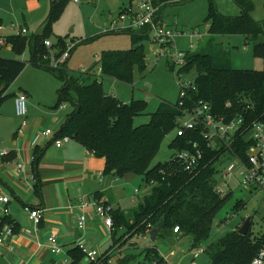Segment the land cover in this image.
<instances>
[{
    "label": "trees",
    "instance_id": "16d2710c",
    "mask_svg": "<svg viewBox=\"0 0 264 264\" xmlns=\"http://www.w3.org/2000/svg\"><path fill=\"white\" fill-rule=\"evenodd\" d=\"M170 1L153 0L160 7L158 20L163 8L172 5ZM232 1L240 10L239 16L221 15L214 2L209 0L205 23L210 38L201 51L187 53L184 65L176 72L196 74L193 82L195 91L187 92L188 108L193 102L202 100L209 103L218 115L226 114L231 118L249 112L250 119H254L264 112V67L261 71L232 69L228 53L214 43L213 38L218 35L243 36L245 40L254 42L253 56L261 59L264 64V42H258V38L264 35V21L257 23L252 18L254 7L251 0ZM66 2L51 0L46 24L40 34L7 37L6 42L18 56L27 51L30 65L48 72L62 84L57 91L55 108L62 103H69L73 109L54 135V140L68 137L94 157L103 159L104 175L118 179L132 173L150 186L149 193L127 215L119 209L111 214L114 229L124 230L111 246L126 237L146 235L152 229H156L155 241L168 239L175 234L173 228L178 227V235L189 237L192 248L199 247L208 239L217 214L230 198V194L221 197L214 189L218 151L206 149L198 169L193 173L183 171L172 158L152 167L151 163L163 138L177 128L176 120L181 115L177 109L179 97L174 104L162 103L153 113L147 114L145 101L122 103L106 95L101 82L94 75L86 73L78 77H67L63 71L45 68L44 64L49 62V51L44 42L48 41L50 24L61 15ZM123 10L126 8L118 14ZM122 33L129 35L131 48L103 53L97 65L99 77L130 84L135 70L144 72L146 69L143 42L148 39V29ZM56 44L58 51L54 57L57 58L65 50V41L58 39ZM25 66V62L0 58V105L8 97L4 94ZM168 68L174 71L172 64H168ZM227 104L229 107H226ZM247 106L249 110H246ZM145 115L149 117L147 124L134 126V119ZM200 137L199 132L193 134L194 140L203 146ZM193 138H190V133L184 137L175 136L169 147L174 152L188 149V142ZM249 146L245 138H240L234 148L239 156L244 157ZM38 154L36 149L34 163L39 160ZM243 207L244 203L237 201L233 209L238 211ZM251 223L247 235H239L238 228L211 245L209 264H250L264 246V232L259 238L252 237ZM3 224H11L13 232H16L17 227L8 217L1 220L0 230ZM115 236L113 232L112 239ZM67 255L69 264H80L84 258L78 247L69 249ZM142 255L145 262L165 264L156 246L144 249Z\"/></svg>",
    "mask_w": 264,
    "mask_h": 264
},
{
    "label": "rangeland",
    "instance_id": "374dc122",
    "mask_svg": "<svg viewBox=\"0 0 264 264\" xmlns=\"http://www.w3.org/2000/svg\"><path fill=\"white\" fill-rule=\"evenodd\" d=\"M34 1L38 3L39 8H32ZM212 1L221 15L226 17L239 16V10L232 0ZM251 1L254 7L252 18L255 22L262 23L264 21L263 0ZM136 2V0L131 3L130 0H67L61 15L50 24L47 38L51 44V47L47 48L50 55H52L53 51L57 52L56 43L58 39H64V49L72 47L64 67V73L67 77H78L89 73L94 75L99 81L102 80V77H99V65H97L99 56L103 53L126 51L131 48L129 35L119 31H111L109 33L110 25L116 22V28H120L121 22L118 21L119 11L129 7L130 4L133 7L132 10H134ZM49 4L50 0H0V25L7 29L12 27V32L18 31L19 27H24L27 30L25 35L27 37L41 33L48 17ZM208 4L209 0H188L163 8L162 24L165 26V30H169L175 35L173 44L170 48H167L171 55L175 51L192 54L204 48L210 38L207 33L208 25L205 23ZM7 31L9 32V30ZM176 33L180 35H176ZM213 40L214 43L219 44L220 48L228 53L232 69L254 71L263 69V61L253 56L252 45L254 42L245 40L240 35H218ZM152 41L153 34L150 33L148 39L143 42L146 69L144 72L135 70L130 84L107 78L102 81L103 90L108 96H115L121 102H130L131 100L145 101L147 103V114L153 113L162 103L174 104L179 97V85L175 74L179 67L174 66V71H171L168 68V64H172L170 56L156 57L154 52L157 47ZM258 42H264V35L258 38ZM15 56L17 60L26 62V66L5 95L9 97L13 92L26 88L25 90L30 93L34 101L39 103L40 108L48 112H57L58 116L62 118L66 113H70L72 106L69 103L60 105L65 107L63 110L60 109V106L55 108L57 91L62 85L61 82L55 80L48 72L36 69L30 65L27 51ZM195 76L196 74L192 72L188 75H183L181 79L193 84ZM6 102L9 105L12 104L10 98ZM148 121L149 117L147 115L139 116L134 119V126L147 124ZM175 136V131H171L163 138L159 150L151 163L152 167L159 163H166L172 158L175 152L169 145ZM0 137L8 141L10 135L8 132L1 130ZM229 159V155L224 154L215 164L216 171L221 172ZM120 179L123 180V184H119L117 187L124 193L121 201L123 208L130 209L135 207L138 200L141 201L150 191V187L135 174L129 173ZM215 179H219V173L215 175ZM236 185V179H232L229 182V188L220 184L224 191L230 189V198L217 214L208 239L199 246L204 253L196 258L194 264H209L210 246L227 233L240 228L246 218H251L252 237H258L264 230L263 195L249 192ZM134 188L139 189L135 196H133ZM237 201H242L244 207L235 211L233 206ZM130 240L132 242H129V244H135L132 252L137 254L140 261H142L144 258L141 250L151 243H148L142 235L132 237ZM154 246L159 252L167 256L169 264H191L189 250L192 244L191 239L187 236L181 237L178 241L172 237L158 239L148 248ZM80 264H87V262L82 260ZM126 264H129V262H126ZM142 264L153 263L142 261Z\"/></svg>",
    "mask_w": 264,
    "mask_h": 264
},
{
    "label": "crops",
    "instance_id": "0c3cea01",
    "mask_svg": "<svg viewBox=\"0 0 264 264\" xmlns=\"http://www.w3.org/2000/svg\"><path fill=\"white\" fill-rule=\"evenodd\" d=\"M32 6V8H39L36 1ZM237 9L239 10L238 7ZM162 20L161 12L159 21L162 22ZM0 27L2 26L0 25ZM11 28L2 27L0 29V39L4 40V44H0V58L19 61L11 50V45L6 42V38L27 37L25 36L27 30L22 35L21 29L26 28L19 27L16 32H12ZM54 55L53 51L48 58L50 59ZM65 65L66 63L59 69H52L46 64L44 67L65 72ZM103 79L105 78L100 80L101 85ZM107 79L116 81L112 78ZM25 89L13 92L0 105V131H6L10 135L8 141L0 137V150L9 153L7 158L0 159V196L9 198L6 217L17 227L16 232L6 240L5 246L0 250V264H69L67 251L76 247L79 242L85 243L87 248L104 255L102 264H126V262L142 264L143 259L140 261L139 256L132 252L135 244H129L132 242L131 238L126 237L111 246L114 244L113 241L123 234L124 230L122 228L114 229L113 226L108 230L104 222L95 214L93 204L88 205L84 210L86 228L83 231L78 230V205L81 201L93 203L94 200H101L111 205L114 211L119 209L125 215L140 201L138 200L135 207L123 208L121 201L124 193L117 187L119 184H123V180L104 175V160L94 157L73 140L70 139L61 147L56 148L54 135L59 131L69 113H66L62 118L58 116L57 112H48L40 108L39 103L35 102ZM18 93L25 94L28 104L26 126L20 135H17L20 121L15 116L13 107V97ZM106 95L108 94L106 93ZM9 98L12 101L11 105L6 102ZM60 109L63 110L65 107L60 106ZM45 129H50L52 135L33 145L35 133ZM36 149L39 151V160L34 163L32 157H34ZM17 164L23 165L20 173L15 172ZM138 192L139 189L134 188L133 196ZM2 206L0 203V218L3 219L5 217L1 213ZM25 207L40 211L41 220L38 226H35L29 219L28 213L23 210ZM113 232L116 234L115 239H112ZM51 234L56 236L57 244L62 249L58 255L52 254L48 249L47 239ZM142 236L148 243H151L150 246L156 242H151L147 234ZM133 237H138V235ZM171 237L178 241L183 236L172 234ZM149 245L145 246V249L150 247ZM194 249L196 248L191 247L189 250L191 264H194L196 258L201 256L194 259L192 257ZM143 250L141 251L143 252ZM159 254L164 258L165 264H169L167 256L161 252Z\"/></svg>",
    "mask_w": 264,
    "mask_h": 264
},
{
    "label": "built area",
    "instance_id": "2783aa9c",
    "mask_svg": "<svg viewBox=\"0 0 264 264\" xmlns=\"http://www.w3.org/2000/svg\"><path fill=\"white\" fill-rule=\"evenodd\" d=\"M134 10L131 7L126 8L120 14H118V21L121 22V27L116 28V22L110 25L108 32H124V31H137L139 29H148V35L153 34L152 43L156 44V50L154 55L157 57L170 56L173 66H178L180 69L184 65V59L187 52L175 51L173 55L167 51L174 41V33L165 30V26L158 20V13L160 7L153 3V0H136ZM188 0H171L170 4H179ZM2 29V27H0ZM26 33L25 29H21V34ZM176 35H180L176 33ZM0 44H4V40L0 39ZM46 48H50L51 44L48 41L44 42ZM72 51V47H67L61 53L59 57H51L47 63V67L52 69L61 68L67 61ZM100 73V70H99ZM176 78L179 85V102L177 109L180 111V116L176 120L177 128L175 130L176 137H184L187 133H190V138H193V134L199 132L201 135V142L203 146L199 145L197 141L190 139L188 142V149L175 151L171 160L175 164H178L181 169L188 173H193L198 169L200 161L204 157L206 149L218 151V160L224 154H228L230 159L228 160L225 168L219 173V179L216 181L214 189L221 197L231 194L230 189L224 191L220 186L229 188V182L232 179L237 180V187L245 189L249 192L260 193L264 198V112L257 118L250 119L249 112L236 115L231 118L225 115H218L213 112L209 103L202 100L193 102L188 108V91H195L194 84L185 82L181 79L184 75L177 73ZM186 105V106H185ZM14 114L19 119L20 125L17 129V135H20L22 130L26 126L27 117V98L25 94L18 93L13 97ZM229 107V104L226 105ZM250 107L247 106L246 110ZM52 135L49 129H45L36 132L33 138V145L47 137ZM245 138V141L250 143L249 148L245 152V156H239L238 152L234 148L235 142ZM70 139L68 137H62L61 139L54 140V146L56 148ZM239 149V148H238ZM9 156V153L5 150H0V159H4ZM34 157H32V160ZM23 169L22 164H17L15 168L16 173H20ZM9 198L6 196H0V203L3 205L1 213L3 217L8 215L7 204ZM93 204L95 214L104 222V225L109 229L112 228L113 208L111 205L101 200H94L93 203L81 201L78 205L79 213L77 215V228L79 231H83L86 228V214L85 208ZM28 213L29 219L35 226H38L41 220V214L38 210H30L23 208ZM2 218H0L1 222ZM262 231L261 235L263 234ZM173 233L178 234V227L173 228ZM13 228L11 224H3L0 230V250L5 246L6 240L13 236ZM259 235V236H261ZM259 236L257 238H259ZM48 249L54 254L58 255L62 252L61 247L57 244L56 236L51 234L48 239ZM76 247L83 253L87 264H102L104 255L97 253L95 250H91L86 247V244L79 242ZM203 254L202 248H196L192 251V257L195 259L199 255ZM1 255V253H0ZM163 262L164 258H162ZM157 264V263H153ZM250 264H264V246L257 252Z\"/></svg>",
    "mask_w": 264,
    "mask_h": 264
},
{
    "label": "water",
    "instance_id": "95a60500",
    "mask_svg": "<svg viewBox=\"0 0 264 264\" xmlns=\"http://www.w3.org/2000/svg\"><path fill=\"white\" fill-rule=\"evenodd\" d=\"M250 220L251 218H246L244 222L242 223L241 227L237 230V233L241 236H245L248 233L249 227H250ZM155 231L156 229H152L148 232L147 237L151 242L155 241Z\"/></svg>",
    "mask_w": 264,
    "mask_h": 264
}]
</instances>
